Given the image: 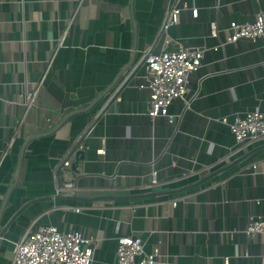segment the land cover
<instances>
[{
  "label": "crops",
  "instance_id": "obj_1",
  "mask_svg": "<svg viewBox=\"0 0 264 264\" xmlns=\"http://www.w3.org/2000/svg\"><path fill=\"white\" fill-rule=\"evenodd\" d=\"M172 7L178 24L161 33ZM260 11L264 0H0V264L47 225L88 238L91 264H117L118 236L158 247L156 264H260L264 234L244 230L264 215V141L238 145L221 122L264 113V39L223 43ZM179 45L202 47L201 65L172 122L150 119L136 62ZM67 153L60 182L75 190L59 192Z\"/></svg>",
  "mask_w": 264,
  "mask_h": 264
},
{
  "label": "built area",
  "instance_id": "obj_2",
  "mask_svg": "<svg viewBox=\"0 0 264 264\" xmlns=\"http://www.w3.org/2000/svg\"><path fill=\"white\" fill-rule=\"evenodd\" d=\"M179 14V8H169L161 23L160 32L167 33L171 26L178 24ZM192 14L195 17L196 11L193 10ZM211 35L217 36L214 24ZM258 38L264 39V11L258 12L251 23H230L224 30L223 43ZM61 46L62 42L59 40L57 48ZM151 51L150 48L146 50L141 59L136 62L141 63L144 68V78L149 89L147 116L150 119L165 116L172 122V118L168 115V106L172 101L183 99L187 94L188 77L200 67L204 49L200 46L179 45L173 50L166 49L159 53ZM124 82L125 80L107 92L104 103L93 115V124L106 114L112 103L120 100ZM36 96L37 89L25 91L24 102L27 108L33 106ZM221 122L228 126L238 145L264 141V113L258 110L249 112L242 117H235L230 122L223 118ZM99 153L102 154L103 151L99 150ZM69 156L70 154L67 153L54 169L59 192L75 190L71 182H60L61 176H67V168L70 164ZM251 168L256 170V164H252ZM262 172L264 173V163ZM172 205H176V202H172ZM75 210L79 211L78 208ZM244 234L248 238H252L256 234H264V215L251 218ZM159 254L158 247H153L151 252L146 253L142 240L138 237L118 236L116 238L117 264H156ZM92 257L93 248L88 238L75 231L61 232L51 225L27 231L13 248V264H91ZM260 264H264V255L260 258Z\"/></svg>",
  "mask_w": 264,
  "mask_h": 264
}]
</instances>
